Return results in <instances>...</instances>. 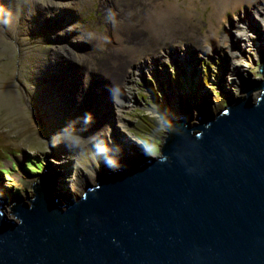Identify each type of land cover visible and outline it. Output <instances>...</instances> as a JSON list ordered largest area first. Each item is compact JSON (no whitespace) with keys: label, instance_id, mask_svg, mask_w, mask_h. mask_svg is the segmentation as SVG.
I'll list each match as a JSON object with an SVG mask.
<instances>
[{"label":"rangeland","instance_id":"1","mask_svg":"<svg viewBox=\"0 0 264 264\" xmlns=\"http://www.w3.org/2000/svg\"><path fill=\"white\" fill-rule=\"evenodd\" d=\"M21 1L0 0L14 15L15 42L0 47V197L4 214L10 216L9 206L32 197L31 186L45 170L56 180L60 200L78 196L85 185L112 168L107 159L120 167L136 163L144 154L157 156L168 133L166 124L175 115L197 123L200 113H214L246 95L242 92L250 79L264 77L259 72L264 48L255 49L252 42L250 51H245L241 41L220 49L221 42L211 46L212 40H205L202 34L209 22H218L210 0H156L173 1L190 14L191 28L169 29L165 39L156 38L142 22L155 0H46L43 5L39 0L43 8L30 6L32 11L27 16L22 12L19 26L15 18L21 14ZM255 4L264 12V0H255L251 7ZM246 7L243 3L234 11L225 9L218 22L220 37L239 39L233 24L243 25ZM47 15L54 22L42 25ZM37 16L41 19L36 22ZM253 16L252 36L264 37V15ZM195 21L201 26L194 29ZM114 35L126 42L119 43ZM224 49L233 51L226 55ZM157 56V66L152 65L151 58ZM65 58L79 68L77 73L68 74L73 68L63 63ZM237 63L243 74L238 75ZM151 72L166 79L158 84ZM228 73H233L232 79ZM170 91L172 96L178 93L173 101L197 104L198 111L189 112L191 116L179 107L172 110L166 97ZM257 93L250 94L254 98ZM53 119L55 123L48 122ZM131 125L150 133L148 141ZM66 132L81 144L71 146ZM131 133L143 140L145 149ZM97 145H105L107 153L98 154Z\"/></svg>","mask_w":264,"mask_h":264},{"label":"water","instance_id":"2","mask_svg":"<svg viewBox=\"0 0 264 264\" xmlns=\"http://www.w3.org/2000/svg\"><path fill=\"white\" fill-rule=\"evenodd\" d=\"M248 85L78 196L45 170L11 218L0 197V264H264V77Z\"/></svg>","mask_w":264,"mask_h":264},{"label":"bare ground","instance_id":"3","mask_svg":"<svg viewBox=\"0 0 264 264\" xmlns=\"http://www.w3.org/2000/svg\"><path fill=\"white\" fill-rule=\"evenodd\" d=\"M40 1H41L42 5L47 3L46 0H40ZM40 1L39 0H22L20 2L21 8H20V11L19 12L21 14L18 16L19 26L21 25L20 20H21V17L23 16V13H26V16H27V14L29 12H31L32 9H33L30 6H33L34 7V6L38 5V6L41 7L42 5L40 4ZM61 1H59L58 4H60ZM115 1L116 0H114V2ZM254 1L255 0H210V4L212 6V13L216 16V18L218 19V22L220 20V17H222L221 15H224L225 9L232 8L231 10L234 11L240 5H242L243 3H247V7L245 8V12L247 13V17L248 18L247 19H244V21H242V24L243 25H239L238 23L237 24H233V27L235 28V31H239V34H240L238 40H236L234 38L220 37L218 35V22L214 25V22L213 21L212 22H209L207 30H205V33L202 34V35H204V37H206L205 40L211 39L212 40V45L211 46H213L214 44H218L219 42H221V44H218L220 46L219 47L220 49L223 48L224 46L225 47L227 46L228 48H232V46L237 45L236 42L239 43L241 41L244 44L245 51H247V50L250 51L252 42H254V44L257 45L255 47V49L264 48V37H262V36L261 37H259V36H256V37L255 36H252V33L255 31V30H253L255 28H254V26L252 24L253 21L255 20L253 14H255V17L257 15H264V12H262L261 7H258V4H255V7H251V3H253ZM149 2H151V0H149ZM141 3L143 4V2H141ZM236 6H238V7H236ZM42 8H43V6H42ZM257 8H260V9H257ZM189 15L190 14L188 13V8H186L185 13H183V8L182 7L180 8L179 7V4H174L173 1H167L166 3H162L161 1H156L155 0L154 4L151 5L148 8V11H147L146 15L143 16L142 22H143L144 26H146L147 29L150 32H152L153 34H155V37L156 38H158L159 36H161V37H163V39H165V36L164 35H165V33L169 29H173V31H176V30H188V29H190L191 28L190 27V25H191V19H190V16ZM47 16L43 18L44 20H42V25H43V22L44 21L54 22L53 19H51V18H49V16L48 17ZM178 16L181 18V20H185V21H182V23H180L177 20V18H176ZM35 19H36V22H37L38 20L41 19V16H37V18H35ZM188 20L190 21V25L187 24L188 23ZM238 20L240 21V20H243V19L242 18H238ZM263 20H264V18H263ZM200 26H201L200 21H195L192 24V28H194V29L197 28V27H200ZM13 27H14V22H13L12 26L7 27V28L0 29V47H3L4 49H6V47L10 46V44L13 45V41H14V40H12V36L14 35V29H13ZM185 34H188V33H185ZM244 36H245V38H244ZM114 37L117 38V39H119L118 40L119 43L126 42V41L121 42L119 35H114ZM253 38H255V39H253ZM122 47L123 46H121V48ZM229 51H233V50L232 49L231 50L224 49V52L226 53V55H227V53ZM26 56H27V53L25 52L23 54V58L24 59H27ZM133 58H134V54H132V59ZM157 59H158V56L155 57V59L154 58H151V64L157 66V62H158ZM68 61L69 60H67L66 58L63 61V63L66 64V66H70L71 68H73L72 70H68V74L77 73V71H79V68L76 67V66H74V65H70L68 63ZM235 61H237V58H235ZM237 65H239V64L237 63ZM240 67L242 68V70L240 69ZM237 70H238V75H239V73H241V74L244 73L242 65H239V67H238ZM161 74H163V73H161ZM228 74L230 75L229 77L232 79L233 78V76H232L233 73H228ZM234 74L236 75V73H234ZM150 76L158 84H159V82L161 83L163 80L166 79L165 76L162 77V75H161L159 77V78H161V80H159L157 74H154L153 72L150 73ZM237 86H241V83L238 84ZM177 94L178 93H174L173 92V96H172V92L171 91H170V93H166V97H167V101H168L169 107L172 110H173V108L179 107L183 112H186V113L190 114L191 116H193L189 112L198 111L197 110L198 105L197 104H194V103L188 104L187 101L185 102V100H184V103H182L181 102V99H179V101H176V100L173 101V98ZM243 94H246V93H243ZM183 96L186 97L185 95H183ZM244 96L245 95H240L239 97H244ZM199 109H200V107H199ZM175 116L176 117H174V119L177 118V117H179L177 115H175ZM181 116H183V115H181ZM185 118L187 119V117H185ZM48 122L55 123V120L53 119L52 121H48ZM120 125H122V127H124L125 124L124 123H120ZM115 127L118 128V130H122V132H123V129L121 127H119V125L116 124ZM131 130L135 131V128L132 126L131 127ZM130 136L134 140L139 141L140 143L139 144L137 143V144L140 145L142 148L145 149V143L143 142V140L141 138H137L136 135H134V133H131ZM144 140H146V139H144ZM71 153H72V151L69 150V154H71ZM76 157H78V154H76ZM122 158H123V160L127 159L126 156H123ZM127 162H128V160H127ZM126 164H128V163H126ZM56 175H58V174H56ZM3 176H5V178H7L8 180H10V177H7V176H9L8 174L4 173ZM52 176L51 175L49 176L51 178V180H53V177ZM54 182L56 183V180L55 179H54ZM38 183L39 182H36V184H38ZM85 187H86V185H85ZM55 189H58V188H54V194L59 198L62 193L60 191H58V190H55ZM6 214H7V216L9 218L12 217L8 213H6Z\"/></svg>","mask_w":264,"mask_h":264},{"label":"clouds","instance_id":"4","mask_svg":"<svg viewBox=\"0 0 264 264\" xmlns=\"http://www.w3.org/2000/svg\"><path fill=\"white\" fill-rule=\"evenodd\" d=\"M16 22H18V18H15ZM14 22V15L13 12L6 8L4 5H0V29L7 28L12 26ZM65 139L68 141V143L73 147H78L81 144V141L75 137V135L71 132L64 133ZM53 146H55V141L53 143ZM108 148L105 145H97L96 146V152L98 154H105L107 153ZM105 163L110 167H115L116 163L111 158L107 159Z\"/></svg>","mask_w":264,"mask_h":264},{"label":"trees","instance_id":"5","mask_svg":"<svg viewBox=\"0 0 264 264\" xmlns=\"http://www.w3.org/2000/svg\"><path fill=\"white\" fill-rule=\"evenodd\" d=\"M131 126H133L135 128L136 132L143 134L145 136L144 138L146 139V142L148 141L147 139H148V135H150V133L146 132L145 130H143L142 127H140L138 125H131Z\"/></svg>","mask_w":264,"mask_h":264}]
</instances>
